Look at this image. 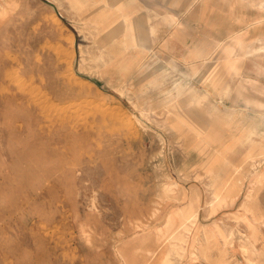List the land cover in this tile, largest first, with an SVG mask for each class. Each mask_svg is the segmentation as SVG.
Returning <instances> with one entry per match:
<instances>
[{"label": "rangeland", "instance_id": "obj_1", "mask_svg": "<svg viewBox=\"0 0 264 264\" xmlns=\"http://www.w3.org/2000/svg\"><path fill=\"white\" fill-rule=\"evenodd\" d=\"M0 264H264V0H0Z\"/></svg>", "mask_w": 264, "mask_h": 264}, {"label": "bare ground", "instance_id": "obj_2", "mask_svg": "<svg viewBox=\"0 0 264 264\" xmlns=\"http://www.w3.org/2000/svg\"><path fill=\"white\" fill-rule=\"evenodd\" d=\"M259 48V47H258ZM255 52V51H254ZM200 97H205L207 98V95L206 94H201V93H198V95L196 96V98H200Z\"/></svg>", "mask_w": 264, "mask_h": 264}]
</instances>
